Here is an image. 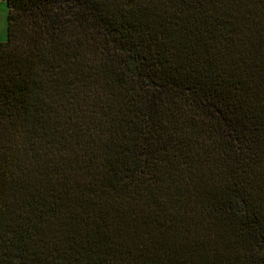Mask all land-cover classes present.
Instances as JSON below:
<instances>
[{"label": "trees", "instance_id": "obj_1", "mask_svg": "<svg viewBox=\"0 0 264 264\" xmlns=\"http://www.w3.org/2000/svg\"><path fill=\"white\" fill-rule=\"evenodd\" d=\"M0 264H264V0H5Z\"/></svg>", "mask_w": 264, "mask_h": 264}, {"label": "rangeland", "instance_id": "obj_2", "mask_svg": "<svg viewBox=\"0 0 264 264\" xmlns=\"http://www.w3.org/2000/svg\"><path fill=\"white\" fill-rule=\"evenodd\" d=\"M4 8L5 10L3 12ZM6 13H7L6 1L0 0V38L5 37L6 34V29H5Z\"/></svg>", "mask_w": 264, "mask_h": 264}, {"label": "crops", "instance_id": "obj_3", "mask_svg": "<svg viewBox=\"0 0 264 264\" xmlns=\"http://www.w3.org/2000/svg\"><path fill=\"white\" fill-rule=\"evenodd\" d=\"M5 8L3 9V12H4ZM5 29H6V22H5ZM6 38V34H5V37H1L0 38V41L4 40Z\"/></svg>", "mask_w": 264, "mask_h": 264}]
</instances>
